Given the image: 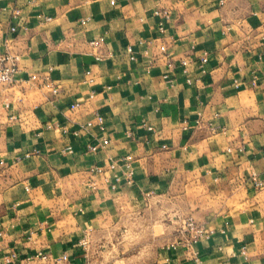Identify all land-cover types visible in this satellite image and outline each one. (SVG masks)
<instances>
[{
	"label": "crops",
	"instance_id": "crops-1",
	"mask_svg": "<svg viewBox=\"0 0 264 264\" xmlns=\"http://www.w3.org/2000/svg\"><path fill=\"white\" fill-rule=\"evenodd\" d=\"M157 5L0 0V52L19 67L0 85V264H94L82 240L141 212L164 215L168 240L182 215L214 235L139 264H264V0H165L164 34ZM128 156L134 184L112 189Z\"/></svg>",
	"mask_w": 264,
	"mask_h": 264
},
{
	"label": "built area",
	"instance_id": "built-area-1",
	"mask_svg": "<svg viewBox=\"0 0 264 264\" xmlns=\"http://www.w3.org/2000/svg\"><path fill=\"white\" fill-rule=\"evenodd\" d=\"M165 2V0H158V5L157 7L154 9V15L160 18V22H159V31L160 33L164 34L166 31V23L169 21V19L171 18V13L170 11L165 8L163 6V3ZM218 5L219 6H224L227 2V0H217ZM16 15L18 16L20 14L19 10L15 11ZM13 32H17V28L14 27L12 28ZM93 46L97 47L98 43L96 41L91 43ZM129 52L132 53V49H129ZM98 58H100V56H98ZM132 59L134 60L135 58L132 57ZM17 57H13L10 54L7 53H1L0 52V85H12L15 83V76L16 74L19 72V67L17 64ZM209 61V55L206 53L204 54L203 57H201L200 60V66L203 68ZM182 67H183V71L184 74H189V66L190 63L187 60L182 61ZM170 67H172V64L170 63ZM89 75L91 74L90 72L88 73ZM167 79H169V76H166ZM38 80V77L33 75L30 78L31 82H36ZM90 82H93V80H91ZM173 82V81H172ZM187 82L189 84L192 83L191 79H188ZM49 86V85H48ZM54 94H58L59 90L57 88H54L53 90ZM79 104H76L74 108L79 107ZM96 123L98 125V127L100 128V130L104 131L105 130V119L102 115H100L99 113L96 114ZM96 123L94 121H89L87 122L85 125L81 126L82 131L86 130V129H91L93 128ZM144 128H146L149 131H153L154 128L151 126H148L146 123H144L143 125ZM49 129L53 128V125H49L48 126ZM80 131L76 133V135H79ZM110 144V140L109 139H103L100 143L95 144V145H89L88 146V151L91 153H97L99 152L101 149H106L107 146ZM67 152L72 153L73 149L71 147H68ZM32 155L30 153L25 154L24 156H20L17 157V161H21L23 159L29 158ZM132 165V158L130 156L125 157L123 159H121L120 161H112L109 165V170L110 171H118V170H124V169H128L127 171L123 172L122 174L120 173H116L112 179L107 180L112 189H117L123 182V180L125 179L126 184L127 185H133L134 184V171L131 170V166ZM91 172L94 175H102L106 173V170L103 167L100 166H96L93 167L91 169ZM260 186H262V184H259ZM185 225H186V232L188 233V237L184 240H182L179 243H176L174 245V248L179 247V246H184L186 248H190V247H194L195 245L199 244L200 242L204 241V240H208L210 239L213 235H214V231L211 230H207V228L205 227L204 224L197 222L194 218L190 217L188 219L185 220ZM224 232V230H222ZM185 233V232H184ZM0 234H1V230H0ZM84 245H86L87 242V237H85V239L82 241ZM242 254L243 255H247V248L243 247L242 249ZM12 258H17V255L15 253H13V255L11 256ZM43 259H46L47 256H42ZM64 261L67 262V264H72V262L69 260V257L67 255L64 256ZM10 260V259H9ZM197 264H203L200 259H196Z\"/></svg>",
	"mask_w": 264,
	"mask_h": 264
},
{
	"label": "rangeland",
	"instance_id": "rangeland-1",
	"mask_svg": "<svg viewBox=\"0 0 264 264\" xmlns=\"http://www.w3.org/2000/svg\"><path fill=\"white\" fill-rule=\"evenodd\" d=\"M163 218V214L153 212L125 215L121 225L128 224L129 230L120 226L117 236L109 232L96 244L88 236L86 245L82 242V246L88 249L94 264H139L142 257L151 256L163 247L179 243L189 236L184 222L190 217L182 215L170 220L173 229L169 240L165 238L166 233L161 227L163 221H166ZM149 241H152L151 245H139Z\"/></svg>",
	"mask_w": 264,
	"mask_h": 264
}]
</instances>
